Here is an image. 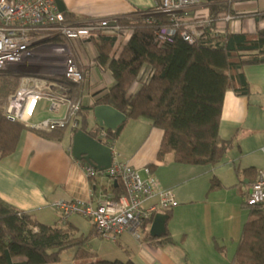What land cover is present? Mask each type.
<instances>
[{"label":"crops","instance_id":"crops-1","mask_svg":"<svg viewBox=\"0 0 264 264\" xmlns=\"http://www.w3.org/2000/svg\"><path fill=\"white\" fill-rule=\"evenodd\" d=\"M60 1L69 21L78 24L90 19H146L154 7V0ZM228 4L233 19L225 22L219 18L211 25V32L203 26L209 19L210 0H202L198 7L181 13L182 25L193 32L205 30L210 35L253 34L264 29V0H230ZM131 34L116 42L112 57L120 54ZM68 56L84 71V84L72 85L71 96L81 101L91 129L95 123L92 110H88L114 85L110 70L101 68L96 61L98 54L93 41L55 39L23 57L21 74L22 77L58 75V67ZM243 75L248 93L238 95L229 90L224 94L218 134L221 140L231 141L232 148L215 167L176 164L172 154L158 160L163 131L144 119L128 121L115 141L107 140L113 159L136 170L151 166L159 184L175 194L177 205L170 210L167 224L175 245L157 246L129 233L116 242L97 235L85 245L89 253L103 260L133 264H237L232 258L249 217L243 203L258 171L264 170V154L260 151L264 147V64L245 67ZM40 107L38 115L44 112L46 115L36 120L49 116L47 103L43 101ZM65 133L63 141L55 142L31 131L22 132L16 151L0 160V199L32 215L41 224L68 229L75 237L86 236L93 226L89 219L73 215L65 221L52 204L82 200L95 205L99 192L108 191L107 182L86 178L83 171L86 163L76 160L71 153L73 132ZM212 180L220 187L210 190ZM97 238L103 239L108 247L90 246Z\"/></svg>","mask_w":264,"mask_h":264},{"label":"trees","instance_id":"trees-1","mask_svg":"<svg viewBox=\"0 0 264 264\" xmlns=\"http://www.w3.org/2000/svg\"><path fill=\"white\" fill-rule=\"evenodd\" d=\"M210 2L211 25L221 16L233 14L228 3ZM63 15L70 19L66 13ZM118 23L132 34L117 60L111 56L116 44L114 38L92 39L98 65L109 69L114 78V85L93 108L109 106L123 114L126 123L144 119L162 130L158 160L172 154L174 162L180 165L201 168L220 164L232 148V142L221 140L218 134L224 94L229 90L238 95L248 93L243 69L264 64V29L253 34L210 35L205 32L189 45L180 37L181 27L170 42L159 39L158 31L169 24L166 17H155L153 24L146 19L118 20ZM148 69L153 72L150 80L130 94L133 83ZM20 78L11 73L0 74V105L15 91ZM126 123L114 131L107 130L103 142L115 141ZM79 130L94 136L92 128L88 129L87 115L82 111ZM24 131L55 142L63 141L66 136L65 130L34 131L7 120L0 112V160L16 151ZM219 187V183L212 180L210 190ZM111 190L114 199L124 195L117 184ZM248 210L249 217L243 225L232 262L264 264V205ZM164 215L167 216L165 234L151 238L144 226L143 242L161 247L175 245L167 230L171 211ZM97 235L92 226L86 236L75 237L68 229L41 224L32 215L0 199V264H60L62 254L68 251H73L71 264H133L103 260L86 251L87 242Z\"/></svg>","mask_w":264,"mask_h":264},{"label":"built area","instance_id":"built-area-1","mask_svg":"<svg viewBox=\"0 0 264 264\" xmlns=\"http://www.w3.org/2000/svg\"><path fill=\"white\" fill-rule=\"evenodd\" d=\"M220 1L229 3L230 0ZM201 2L154 0V7L147 15L146 22L153 24L155 17H166L169 24L158 31L159 39L170 42L181 27L180 37L193 45L205 30L212 31L211 20L204 21V32L198 33L185 28L180 15L198 7ZM221 19L229 22L233 17L225 15ZM129 32L131 30L119 25L118 19H90L73 23L58 11L55 0H0V71L20 64L27 53L55 39L82 43L109 37L117 42ZM118 56L116 53L112 58L117 60ZM58 68V75L21 77L17 89L0 105L1 114L7 120L21 123L37 132L78 131L82 104L80 100L72 99L71 86L84 84V71L72 56H68ZM152 75L150 69L142 71L133 83L130 94L147 83ZM43 101L47 103L49 116L36 120ZM106 131L98 129L97 139L103 142ZM260 151L264 154V147ZM83 171L88 180L106 181L108 191L114 184L119 185L124 195L114 199L112 192L100 191L95 205L74 200L58 201L52 207L60 212L65 221L73 215L89 219L98 235L111 242H116L125 233L140 239L143 227L147 226L149 231L155 215L164 214L177 205L173 191L163 188L148 167L136 170L114 157L108 170L97 171L86 164ZM261 205H264V170L258 171L243 207L249 209Z\"/></svg>","mask_w":264,"mask_h":264},{"label":"water","instance_id":"water-1","mask_svg":"<svg viewBox=\"0 0 264 264\" xmlns=\"http://www.w3.org/2000/svg\"><path fill=\"white\" fill-rule=\"evenodd\" d=\"M60 13H64V6L60 0H55ZM95 126L92 128L94 136L78 130L73 133L71 153L73 158L84 161L97 171L108 170L112 166V149L100 139H97L98 129L114 131L125 124L127 118L109 106H96L92 110ZM167 216L157 214L152 220L148 234L151 238H161L165 234Z\"/></svg>","mask_w":264,"mask_h":264},{"label":"rangeland","instance_id":"rangeland-1","mask_svg":"<svg viewBox=\"0 0 264 264\" xmlns=\"http://www.w3.org/2000/svg\"><path fill=\"white\" fill-rule=\"evenodd\" d=\"M40 47H42V45H41ZM40 47H37V48H35L34 50H37V49H39ZM31 53H32V52H31ZM23 65H25V64H23V61H21L20 64L15 65V66H11V67L7 68L6 70H2L3 72H1V73L6 72V73H11L12 75H18V76L22 77L23 75L21 74V67H22ZM1 73H0V74H1ZM40 77H41V76H40ZM19 81H20V80H19ZM18 85H19V83H18ZM17 87H18V86H17ZM16 89H17V88H16ZM16 89H15V90H16ZM10 95H11V94H10ZM6 99H7V98H6ZM6 99H5V100H6ZM5 100H3L2 103H3ZM2 103H1V104H2ZM40 108H41V107H40ZM44 114L46 115V113L44 112V113H41L40 115H38L37 117H38V118H41V117L44 116ZM43 119H44V118H43ZM40 120H41V119H40ZM94 237H96V236H94ZM94 237H92L91 239H94ZM90 246H92V247L98 249L99 247H104V246H107V247H108V244L105 243V241H104L103 239H101V238H97L94 242H92V243L90 244ZM85 250H86V248H85ZM86 251H87V250H86ZM72 256H73V251H68V252L62 254L60 264H71V262H72Z\"/></svg>","mask_w":264,"mask_h":264}]
</instances>
